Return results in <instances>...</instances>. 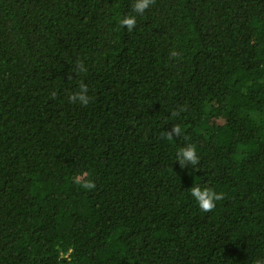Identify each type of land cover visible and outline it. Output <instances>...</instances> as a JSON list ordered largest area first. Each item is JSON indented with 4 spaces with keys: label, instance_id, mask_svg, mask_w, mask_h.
<instances>
[{
    "label": "trees",
    "instance_id": "1",
    "mask_svg": "<svg viewBox=\"0 0 264 264\" xmlns=\"http://www.w3.org/2000/svg\"><path fill=\"white\" fill-rule=\"evenodd\" d=\"M132 3L0 0V264L264 259V0Z\"/></svg>",
    "mask_w": 264,
    "mask_h": 264
},
{
    "label": "clouds",
    "instance_id": "2",
    "mask_svg": "<svg viewBox=\"0 0 264 264\" xmlns=\"http://www.w3.org/2000/svg\"><path fill=\"white\" fill-rule=\"evenodd\" d=\"M154 2L155 0H133L131 13H135L136 15L129 13L124 16L119 21L120 26L126 27L128 31L131 32L136 27L137 15H142L152 4H154ZM171 55L175 58L179 55V53L173 51ZM77 67L83 71V62L77 61ZM69 99L73 103H79L84 106L88 105L91 99L88 85L81 81L79 90L73 92ZM178 114L179 113L175 110L171 113L172 116H177ZM181 134L182 131L180 126L178 124H173L170 129L162 133V136L163 138L171 141L174 138L181 136ZM199 159L195 144H187L177 151L176 160L179 161L181 168H184L187 165H192L195 168V166L199 164ZM75 183L80 185L85 190H93L97 187L95 181L88 178L87 174H82L81 176L75 178ZM190 194L196 200L200 209L204 212H211L216 207V203L218 201L225 199V194L223 192H217L208 186H201L200 184H193L190 188ZM254 264H264V259H257L254 261Z\"/></svg>",
    "mask_w": 264,
    "mask_h": 264
}]
</instances>
